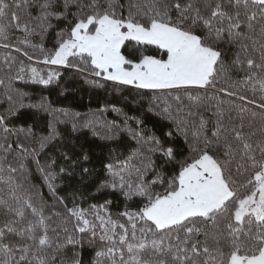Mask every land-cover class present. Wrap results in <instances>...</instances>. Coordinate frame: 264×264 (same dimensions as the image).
<instances>
[{"label": "snow or ice", "instance_id": "1", "mask_svg": "<svg viewBox=\"0 0 264 264\" xmlns=\"http://www.w3.org/2000/svg\"><path fill=\"white\" fill-rule=\"evenodd\" d=\"M0 48L29 61L3 58L0 264H264V0H0ZM66 69L156 121L115 104L81 118L12 87L59 88ZM23 108L52 118L46 135L9 126Z\"/></svg>", "mask_w": 264, "mask_h": 264}, {"label": "trees", "instance_id": "2", "mask_svg": "<svg viewBox=\"0 0 264 264\" xmlns=\"http://www.w3.org/2000/svg\"><path fill=\"white\" fill-rule=\"evenodd\" d=\"M23 38L24 34L22 32H13L11 42L16 43L18 40ZM54 38L55 30H52L46 36L44 41L45 46L51 47ZM29 40L33 44H38L40 42L39 36L29 37ZM21 47L23 46L21 45ZM26 50L34 57L39 56L38 49L28 48ZM5 56L15 57L17 61L24 60L25 63H29V61H27V58L22 56L21 53H17L13 49L0 48V79H4L5 83H7L3 66V58ZM31 63H34V61ZM59 85V88H57L55 85H50L45 88L41 85L31 83L28 80L12 81L13 88L28 93V96L24 101L26 104L37 103L42 96H46L53 107L67 108L72 112H78L81 114V118L105 104H115L118 107L123 108V110L129 115H140L141 112H144V110L147 108V100H141L140 97L135 95V93L123 92L122 94H118L112 91L109 87L94 88L88 84H85L79 75H74L73 70L71 69L63 70V75L59 81ZM5 91L6 89L4 85H0V112H3L8 106L5 102ZM61 91H63V95L60 94ZM125 97H127V99H125ZM51 119L52 118L43 111H38L37 109L33 108H23L19 110L15 117L11 118L9 126L25 128L32 126L38 135H46L48 130V122ZM101 119L119 121L121 118L109 108L107 112L102 114ZM156 119L157 118L151 113L144 112L145 124L149 127L152 126ZM57 128L64 138L70 139L73 142L84 143L86 147L92 149L94 161L97 159V157L102 156V154H106L108 145H106V143L99 138L92 136L91 130L80 129L78 132L73 133L71 130V124H58ZM53 154H55V147H50L44 154L41 155L40 159L43 162L47 156ZM34 179L37 183L39 182L38 177H34ZM103 199V197H97L95 201L90 200L86 202L84 207H87L88 203L103 202ZM113 200L114 203L111 206V210L113 212L123 207L122 203H120L117 198L113 197ZM88 257L89 253L85 251L84 258L87 260Z\"/></svg>", "mask_w": 264, "mask_h": 264}]
</instances>
